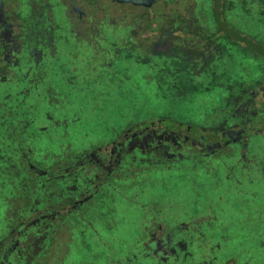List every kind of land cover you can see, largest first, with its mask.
I'll return each mask as SVG.
<instances>
[{"label":"flooded vegetation","instance_id":"flooded-vegetation-1","mask_svg":"<svg viewBox=\"0 0 264 264\" xmlns=\"http://www.w3.org/2000/svg\"><path fill=\"white\" fill-rule=\"evenodd\" d=\"M149 10L157 27L136 29ZM127 60L145 66L147 83L199 84L204 94L50 156L43 148L60 142L52 132L67 140L88 124L73 95L109 97V86L131 81ZM195 101L202 109L178 117V105ZM233 195L244 225L264 223V207L250 205L264 201V0H0V264H46L55 231L70 225L77 237L60 238L62 264L70 255L81 264L90 239L104 260L119 258L115 242L135 245L121 257L127 264L131 255L213 264L217 224L234 225L222 207ZM121 206L137 225L125 239L115 223L103 229ZM256 236L264 256V228Z\"/></svg>","mask_w":264,"mask_h":264},{"label":"rangeland","instance_id":"rangeland-1","mask_svg":"<svg viewBox=\"0 0 264 264\" xmlns=\"http://www.w3.org/2000/svg\"><path fill=\"white\" fill-rule=\"evenodd\" d=\"M148 16H146L145 19H143V23L136 27V29L144 31H150L157 27V19H156V13L154 10H149L147 12ZM151 35V34H150ZM150 38V37H149ZM242 58L238 56V54L235 55L233 62L230 65H237L240 63ZM129 72L132 74L131 81L124 85H114L108 87V93H110L109 97L105 95L100 90L89 91L84 92V95H73L72 102L78 103L81 102L83 105V112L82 114L79 113L80 121L85 120L88 124H86L82 129L78 128L79 126H76L73 129L72 132H75V134L69 133V136L67 140H63L60 137V132H52V136H56V134L59 133V141L51 142V147L43 148L44 150H49L47 152H50V156L53 152L60 153L61 149L58 144L61 145H67L69 142H75L77 140L85 139L84 134H88L89 136L92 134L105 135L108 131L107 128L110 126H119L122 125L125 121H134L137 120V118L141 115L143 116L145 113H148L147 115L153 114L152 111L155 110H163V109H174V106H171V101L168 99H164L162 94V88L159 87V84L156 82L154 83H147L145 82L144 76H142V69L145 70L144 65H139L137 61L133 60H127L126 62ZM140 67V68H139ZM142 67V69H141ZM117 86V87H116ZM118 86H124L125 90L121 89L119 90ZM215 92V91H214ZM204 94V93H203ZM105 96V97H103ZM192 101V100H191ZM192 106H189V104L184 105H178L175 110H177L178 117H184L189 114H193L197 112L198 110L202 109L197 102H193L191 104ZM75 109V107H74ZM74 117V116H73ZM71 119V116H68V120ZM148 119H155V117H148ZM75 125V124H71ZM71 128V126H69ZM73 128V127H72ZM83 137V138H82ZM84 143L81 142V144H86V141L83 140ZM44 144V143H43ZM49 145V144H48ZM47 147V146H46ZM41 166V165H38ZM44 168V167H43ZM54 181L51 182L53 184ZM213 185V184H212ZM214 187V185H213ZM218 189V187H216ZM214 189V188H213ZM154 193V190L151 191ZM234 195L229 196V199L227 198L223 204V211L230 212L232 217V224L233 227L227 228V230L219 224H217V231L215 230V235L218 237L215 240H221L222 239V248L218 249L216 247V242H213L215 244V255H220L221 257H218L216 261H213V264H238L237 259L240 254L242 257V251L245 247V250H247V253L244 254V257L242 259H247V264H264V256L261 251V240L257 239L256 235H259V231H261L264 228V223H262L261 220H255L253 224H245L244 225V218L237 216V209L240 210V208L237 206V204L232 203L234 200ZM259 200H262V197H259ZM251 202V201H250ZM248 202V203H250ZM252 206H255L254 208L257 209L258 212H260L263 209L264 201L256 202L252 201ZM131 207H118L115 211L109 212V217L106 221L105 227L103 226V229H108L107 227L111 223H115L111 231H116L118 236H122L123 239L129 238L133 232L136 230V224H130L128 221H125V216L130 212ZM139 209L134 208L132 209V214L136 217H138ZM219 211V210H218ZM2 216L0 214V222H3V211H1ZM5 221L10 222L11 220H14V213L13 212H6L4 215ZM108 225V226H107ZM72 225H70L67 228H59L55 231L53 235V240L51 241V258L49 261L46 262V264H62L61 261L63 260L61 257V254H65V245L61 246L60 240L61 237L70 236V237H77V228H72ZM88 239V237L86 236ZM89 240V239H88ZM114 241V239H112ZM113 248L112 253L115 255H118L119 258L112 257V259L117 260H104L105 257L103 253H101L97 249V245L94 242V239H90V242L87 244H84V252L82 255L83 261H81V264H127L129 263L128 260L121 259V257L124 256L126 252L129 251V247L132 249L135 247V245H130L129 247L127 244L123 243H115L112 242ZM89 244H91V250L89 249ZM73 247L75 246V243L73 241L72 243ZM80 245V244H79ZM78 246V244H77ZM241 246H243L241 248ZM62 247V248H61ZM81 248V246H80ZM241 248V250H240ZM82 250V249H81ZM74 254V253H73ZM60 256V259H59ZM237 256V257H236ZM74 257L76 258L77 255L74 254ZM159 257V255H158ZM225 257L227 259L225 260ZM131 261L133 264H172V261L167 262L160 259L153 260V259H147V260H135L133 259L131 255ZM69 261L68 264H76V261L72 260V255L68 257ZM46 260H41V264H43ZM203 261H201L202 263ZM193 264H199L198 261H196Z\"/></svg>","mask_w":264,"mask_h":264},{"label":"trees","instance_id":"trees-1","mask_svg":"<svg viewBox=\"0 0 264 264\" xmlns=\"http://www.w3.org/2000/svg\"><path fill=\"white\" fill-rule=\"evenodd\" d=\"M220 85L219 84H209L207 86V90L212 91L216 88H218ZM159 87L162 88V94L164 99L168 100H175L177 97H182L183 94L192 92L195 94L203 93V86L199 84H192V85H185V84H159ZM182 91V92H181ZM176 93V94H175ZM184 98V97H183ZM150 115L146 116H139V118H148ZM8 264V263H6Z\"/></svg>","mask_w":264,"mask_h":264},{"label":"water","instance_id":"water-1","mask_svg":"<svg viewBox=\"0 0 264 264\" xmlns=\"http://www.w3.org/2000/svg\"><path fill=\"white\" fill-rule=\"evenodd\" d=\"M120 1H131V0H120ZM153 2L154 0H139V3L144 4L146 6H151Z\"/></svg>","mask_w":264,"mask_h":264}]
</instances>
